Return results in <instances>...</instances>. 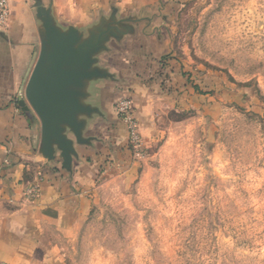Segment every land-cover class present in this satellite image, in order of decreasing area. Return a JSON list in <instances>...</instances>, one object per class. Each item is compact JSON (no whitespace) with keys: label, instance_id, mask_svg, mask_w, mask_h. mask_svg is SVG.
<instances>
[{"label":"rangeland","instance_id":"1","mask_svg":"<svg viewBox=\"0 0 264 264\" xmlns=\"http://www.w3.org/2000/svg\"><path fill=\"white\" fill-rule=\"evenodd\" d=\"M41 1L57 24L102 8ZM171 1L170 56L195 99L153 108L152 136L99 173L57 264H264V0Z\"/></svg>","mask_w":264,"mask_h":264},{"label":"crops","instance_id":"2","mask_svg":"<svg viewBox=\"0 0 264 264\" xmlns=\"http://www.w3.org/2000/svg\"><path fill=\"white\" fill-rule=\"evenodd\" d=\"M113 1L111 12L108 0H99L101 13H54L59 25L83 32L112 14L127 29L97 57L108 77L87 87L86 102L98 112L83 133L90 142L74 146L68 172L58 156L47 161L40 154L39 121L18 106L39 53L40 27L28 0H9L8 24L0 29V264H57L58 245L82 225L99 173L128 166V127L114 109L119 99L132 100L144 139L153 134L154 107L178 106L187 92L195 99L170 56L172 1Z\"/></svg>","mask_w":264,"mask_h":264},{"label":"water","instance_id":"3","mask_svg":"<svg viewBox=\"0 0 264 264\" xmlns=\"http://www.w3.org/2000/svg\"><path fill=\"white\" fill-rule=\"evenodd\" d=\"M33 1L40 49L18 106L25 113L32 111L39 121L40 154L47 161L58 156L62 169L70 172L77 156L74 146L90 142L83 133L87 120L98 112L86 102L87 87L108 77L97 66V57L109 39L126 33L122 25L126 20H117L112 14L84 32L73 26L61 28L51 4L44 7L41 0Z\"/></svg>","mask_w":264,"mask_h":264},{"label":"built area","instance_id":"4","mask_svg":"<svg viewBox=\"0 0 264 264\" xmlns=\"http://www.w3.org/2000/svg\"><path fill=\"white\" fill-rule=\"evenodd\" d=\"M9 16V0H0V29H5L8 24ZM23 98V94H19L18 100ZM118 118L127 124L128 127V143L136 152L140 147V137L138 135V127L133 118V104L129 97L119 99L114 106Z\"/></svg>","mask_w":264,"mask_h":264}]
</instances>
